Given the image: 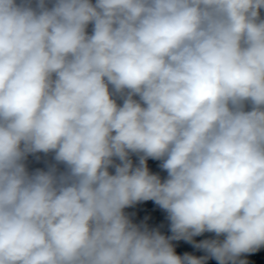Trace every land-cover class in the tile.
Listing matches in <instances>:
<instances>
[{
  "label": "clouds",
  "instance_id": "clouds-1",
  "mask_svg": "<svg viewBox=\"0 0 264 264\" xmlns=\"http://www.w3.org/2000/svg\"><path fill=\"white\" fill-rule=\"evenodd\" d=\"M144 201L170 236L125 211ZM261 248L264 0H0V264Z\"/></svg>",
  "mask_w": 264,
  "mask_h": 264
}]
</instances>
